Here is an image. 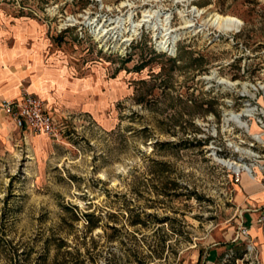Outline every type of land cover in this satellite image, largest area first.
Wrapping results in <instances>:
<instances>
[{"label":"rangeland","instance_id":"rangeland-1","mask_svg":"<svg viewBox=\"0 0 264 264\" xmlns=\"http://www.w3.org/2000/svg\"><path fill=\"white\" fill-rule=\"evenodd\" d=\"M0 53L65 126L0 111V264H262L225 162L264 177V0H0Z\"/></svg>","mask_w":264,"mask_h":264},{"label":"crops","instance_id":"crops-1","mask_svg":"<svg viewBox=\"0 0 264 264\" xmlns=\"http://www.w3.org/2000/svg\"><path fill=\"white\" fill-rule=\"evenodd\" d=\"M25 55L24 57L26 59L27 57ZM3 56L0 53V100L19 96V91L16 87H13V85L15 86L21 74L28 75L32 78L33 81L30 90L47 102V98H49L47 90L50 83L46 82L44 69L41 68L42 66H36L37 74L35 75L32 68L30 69L24 65L20 67L15 66V68L5 67V63L10 64L13 62V60H11L13 58H11V54H8L6 57ZM25 61L28 63L27 59ZM8 79L11 80V82H9ZM51 112L53 113L52 110ZM239 182V189L241 190L240 199L243 201V208L245 211L242 222L243 225L248 228L249 232L248 237L241 236V238L242 240H250V242L255 245L257 254H260L263 260L262 264H264V221L258 222V218L264 216V177L259 175L256 180H252L248 176L242 174Z\"/></svg>","mask_w":264,"mask_h":264},{"label":"built area","instance_id":"built-area-1","mask_svg":"<svg viewBox=\"0 0 264 264\" xmlns=\"http://www.w3.org/2000/svg\"><path fill=\"white\" fill-rule=\"evenodd\" d=\"M0 110L7 115L16 128L32 133H42L49 138H63L65 126L51 112L47 102L28 90H22L19 96L0 100ZM243 169L233 172L235 182H239ZM264 221V216L258 222ZM239 237H248V228L243 224L239 227Z\"/></svg>","mask_w":264,"mask_h":264},{"label":"bare ground","instance_id":"bare-ground-1","mask_svg":"<svg viewBox=\"0 0 264 264\" xmlns=\"http://www.w3.org/2000/svg\"><path fill=\"white\" fill-rule=\"evenodd\" d=\"M97 1H100V0H97ZM240 24H241V21H239L236 18L223 17L220 15H215L209 20V25H211L212 27H214L218 30H222V31H237ZM136 27H140V25H137ZM95 34L98 37H100V36L102 37L104 35V30L99 29L95 32ZM177 39H178V36H174L173 42L176 41ZM166 43L168 44V41H166L162 47H165ZM225 165H227L229 168L234 169V170L240 168L239 166L235 165L234 163L225 162ZM244 170L248 173L251 172L250 168L245 167Z\"/></svg>","mask_w":264,"mask_h":264}]
</instances>
